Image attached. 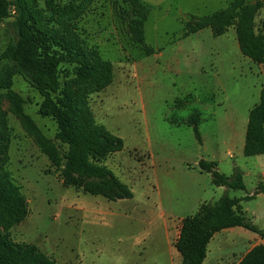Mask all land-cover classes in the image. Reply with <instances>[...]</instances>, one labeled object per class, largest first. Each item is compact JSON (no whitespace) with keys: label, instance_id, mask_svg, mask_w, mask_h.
Listing matches in <instances>:
<instances>
[{"label":"rangeland","instance_id":"1","mask_svg":"<svg viewBox=\"0 0 264 264\" xmlns=\"http://www.w3.org/2000/svg\"><path fill=\"white\" fill-rule=\"evenodd\" d=\"M59 1L77 5L81 13L71 32L113 65L112 84L89 95V102L97 121L124 139L123 150L105 163L134 197L112 201L63 185L0 88V121L9 133L4 169L29 205L12 238L36 244L59 264H181L175 243L182 219L223 194L201 174L202 159L216 161L227 175L241 170L245 189H230V195L243 198L247 217L264 230V193L255 195L264 183V154L243 152L264 65L241 53L235 26L221 35L205 26L185 36L186 22L204 24L233 0H141L148 10L142 41L129 26L130 2ZM245 2L261 3L255 26L264 34V0ZM13 35L8 22L0 28V72ZM52 53L60 60V81L74 78L76 62L55 46ZM10 89L22 98V113L60 145L58 124L39 113L44 96L26 71L13 76ZM192 116L200 120V138L187 123ZM258 244L264 238L242 227L225 229L210 241L203 264H239Z\"/></svg>","mask_w":264,"mask_h":264},{"label":"trees","instance_id":"2","mask_svg":"<svg viewBox=\"0 0 264 264\" xmlns=\"http://www.w3.org/2000/svg\"><path fill=\"white\" fill-rule=\"evenodd\" d=\"M133 6L129 26L144 40L143 24L148 16L141 0H125ZM233 0L227 8L204 19V24L186 22L185 36L209 26L215 35L235 26L241 53L264 65V34L258 32L255 19L261 3ZM72 2L59 0H0V28L8 22L13 38L3 56L7 59L0 72V88L16 107L23 127L33 135L41 152L59 172L63 185L85 193L118 201L134 197L132 188L105 163L123 150L124 139L97 121L90 106L89 95L110 86L114 79L112 63L96 49L88 48L70 30L71 21L81 11ZM53 46L76 62V73L63 83L58 74L59 57ZM148 52H151L148 49ZM26 71L33 84L44 96L39 113L52 117L58 124L60 145L46 137L35 122L22 113V98L10 89L15 74ZM3 115L0 110V119ZM0 121V264H59L55 258L34 243L15 241L11 236L14 225L29 214L28 199L22 186L4 169L8 163L9 133ZM187 123L200 138L198 117ZM66 146L63 149L61 146ZM243 152L245 156L264 154V86L260 100L249 111ZM200 169L211 176L215 186L225 187L216 201L203 202L195 213L182 219L175 247L181 264H203L208 246L216 233L233 227H243L264 238V230L246 215L243 198L230 195V189H245L239 168L232 175L221 172L215 161L202 159ZM264 193L259 183L255 195ZM239 264H264V244L250 249Z\"/></svg>","mask_w":264,"mask_h":264},{"label":"crops","instance_id":"3","mask_svg":"<svg viewBox=\"0 0 264 264\" xmlns=\"http://www.w3.org/2000/svg\"><path fill=\"white\" fill-rule=\"evenodd\" d=\"M190 126V125H189ZM216 162V161H215ZM200 168V167H199ZM200 171H201V174H203V173H207V172H204V171H202L201 169H200ZM207 177H211L210 176V174L209 173H207ZM217 190H219V192H224V190H225V187H222V186H219L218 187V189ZM233 228H236V227H233ZM243 228V227H242ZM229 229H231V228H229ZM245 229V228H244ZM245 230H247V229H245ZM247 231H249V232H252V231H250V230H247ZM252 233H254V232H252ZM254 234H256V233H254ZM258 235V234H257ZM261 237V236H260ZM176 248V247H175Z\"/></svg>","mask_w":264,"mask_h":264}]
</instances>
